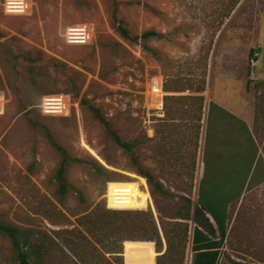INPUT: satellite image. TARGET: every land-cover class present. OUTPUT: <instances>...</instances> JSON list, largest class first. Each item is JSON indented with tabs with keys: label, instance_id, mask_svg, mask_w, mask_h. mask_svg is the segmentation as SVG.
<instances>
[{
	"label": "rangeland",
	"instance_id": "obj_1",
	"mask_svg": "<svg viewBox=\"0 0 264 264\" xmlns=\"http://www.w3.org/2000/svg\"><path fill=\"white\" fill-rule=\"evenodd\" d=\"M26 1V13L11 14L0 0V221L61 239L58 231L78 228V219L98 205L112 208L107 199L110 184H121L119 193L136 203V208L132 203L119 209L148 210L158 223L177 221L171 217L180 206L179 197L195 203L198 199L206 115L190 193L189 168L182 175L171 174L159 152L165 113L151 107L150 83L156 77L164 79L166 96L176 97L166 100V110L172 113L188 110L189 100L182 97L195 94L186 89L205 81V107L213 100L244 119L264 156V0H117L119 18L132 34L155 30L164 35L146 43L119 35L110 18L112 0ZM71 28L85 29L87 43L72 44ZM144 45L158 50L161 58ZM7 49L41 60L30 64L20 58L13 64ZM51 59L66 68H55ZM72 84L81 88L79 97ZM47 95L64 96L69 113L45 114L41 105ZM82 99L100 108L123 140L138 142L135 151L145 168L157 178L166 172L164 183L171 196L152 195L147 180L124 151L107 140L103 125ZM46 130L71 155L86 161L68 169L70 183L83 191L85 203L73 190L64 200L56 197L61 157ZM97 163L113 182L95 174ZM196 216L201 218L200 213ZM189 225L191 231L194 224ZM224 251L220 264H264V184L245 191L231 207ZM192 260L189 244L183 264ZM49 261L68 264L59 249ZM6 263L19 264L10 240L0 235V264Z\"/></svg>",
	"mask_w": 264,
	"mask_h": 264
},
{
	"label": "trees",
	"instance_id": "obj_2",
	"mask_svg": "<svg viewBox=\"0 0 264 264\" xmlns=\"http://www.w3.org/2000/svg\"><path fill=\"white\" fill-rule=\"evenodd\" d=\"M119 6L117 0H112L110 18L122 38L130 42L146 43L151 39L164 37L155 30L132 34L127 24L119 18ZM153 11L159 13L155 9ZM2 37L0 32V39ZM144 48L154 57L161 58L158 50L146 45ZM4 52L11 57L8 62L13 64L20 58L30 64L41 60L40 56L34 57L30 53L15 55L8 49ZM255 52L252 50L251 56H254ZM51 60L55 68H66V65ZM71 86L74 95L79 97L81 88L75 84ZM164 89L168 91L165 84ZM186 90L195 94L182 97L189 100L188 110L173 113L166 110V100L176 97L165 96V117L161 119V123H165H162V129L165 126L170 138L176 135L179 137L174 143L169 141L168 147L165 144L158 145V148L164 160V167L166 170L170 168L171 174L182 175L189 168L191 193L200 147L201 123L205 116L203 93L206 92V83L204 81L195 89ZM82 104L86 105L103 125L107 140L120 147L129 157L138 175L147 180L152 195L171 196L164 183L166 172L162 178H157L140 162L135 151L138 142L123 140L101 109L91 105L87 99H82ZM178 121L179 123H176ZM46 135L61 157L55 174L56 197L64 200L69 191L73 190L79 201L85 203L83 191L70 183L68 169L73 164H83L86 161L71 155L49 130H46ZM203 163L204 172L198 187L197 202L186 196L179 197L180 206L175 216L171 217L177 221L160 220L158 223L148 210L119 209L129 208L132 203L133 208H136V203L126 201L124 193H119L121 184H110L107 199L112 208L106 209L104 205H98L78 219V228L58 231L57 234L63 236L61 239L3 221H0V235L10 240L19 264H49L57 249L68 264H156L158 253L160 255L157 264H183L189 244L193 253L191 264H220L222 256H226L224 250L229 238L231 207L240 201L245 191L264 184V156L257 137L246 121L213 100L209 102L206 114ZM93 169L96 175L107 178L106 183L113 182L107 177L108 172L103 166L93 164ZM198 213L201 218H197ZM189 222L194 224L191 231ZM61 240L63 246H60ZM163 240L166 242V250ZM107 255H110L112 260ZM232 263L248 264L234 260Z\"/></svg>",
	"mask_w": 264,
	"mask_h": 264
},
{
	"label": "built area",
	"instance_id": "obj_3",
	"mask_svg": "<svg viewBox=\"0 0 264 264\" xmlns=\"http://www.w3.org/2000/svg\"><path fill=\"white\" fill-rule=\"evenodd\" d=\"M5 10L7 13L19 14L26 13L29 9V4L26 0H5ZM75 29H81L82 35H74ZM70 38L72 44H85L89 40L90 36L86 33L83 28H71ZM78 38V39H77ZM81 42V43H74ZM150 94H151V107L156 110L159 114H164L165 107V96L166 92L164 89V79L162 77H156L152 79L150 83ZM42 111L47 115H67L70 107L64 101V96L58 95H47L43 98L41 105ZM4 112V99L0 95V115Z\"/></svg>",
	"mask_w": 264,
	"mask_h": 264
},
{
	"label": "crops",
	"instance_id": "obj_4",
	"mask_svg": "<svg viewBox=\"0 0 264 264\" xmlns=\"http://www.w3.org/2000/svg\"><path fill=\"white\" fill-rule=\"evenodd\" d=\"M205 105H206V103H205ZM208 105H209V104H208ZM208 105H207V106H208ZM205 108H206L207 111H208V107H204V110H205ZM206 114H207V112H206ZM206 114H205V115H206ZM243 120H244V119H243ZM244 121H245V120H244ZM162 123L164 124L165 122H162ZM176 123H179V121L176 122ZM246 123H247V122H246ZM247 124H248V123H247ZM248 126H249V125H248ZM251 130H252V129H251ZM178 137H179V136L176 135V137L173 136L172 138H170V137H169V132H168V131H165V126H164L163 129L161 130V132L159 133V141H158L159 143H158V144H159L160 146H163V145L166 144V147H168V145H169L168 142L171 141V142L174 143V142H175V139L178 140Z\"/></svg>",
	"mask_w": 264,
	"mask_h": 264
},
{
	"label": "bare ground",
	"instance_id": "obj_5",
	"mask_svg": "<svg viewBox=\"0 0 264 264\" xmlns=\"http://www.w3.org/2000/svg\"><path fill=\"white\" fill-rule=\"evenodd\" d=\"M71 31L76 32V33H74V35H82L80 32L83 31V30H81V29H75V30H71ZM74 43H81V42H74Z\"/></svg>",
	"mask_w": 264,
	"mask_h": 264
},
{
	"label": "water",
	"instance_id": "obj_6",
	"mask_svg": "<svg viewBox=\"0 0 264 264\" xmlns=\"http://www.w3.org/2000/svg\"><path fill=\"white\" fill-rule=\"evenodd\" d=\"M210 217V216H209Z\"/></svg>",
	"mask_w": 264,
	"mask_h": 264
}]
</instances>
